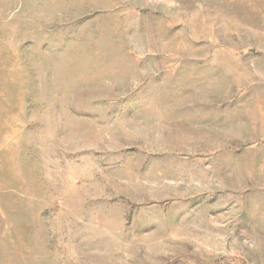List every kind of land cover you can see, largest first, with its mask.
<instances>
[{
	"label": "rangeland",
	"instance_id": "rangeland-1",
	"mask_svg": "<svg viewBox=\"0 0 264 264\" xmlns=\"http://www.w3.org/2000/svg\"><path fill=\"white\" fill-rule=\"evenodd\" d=\"M0 264H264V0H0Z\"/></svg>",
	"mask_w": 264,
	"mask_h": 264
}]
</instances>
